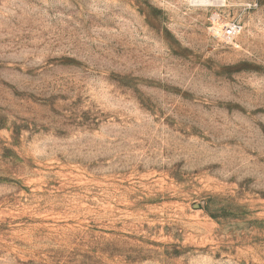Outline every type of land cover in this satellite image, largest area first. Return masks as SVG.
Wrapping results in <instances>:
<instances>
[{
  "label": "rangeland",
  "instance_id": "rangeland-1",
  "mask_svg": "<svg viewBox=\"0 0 264 264\" xmlns=\"http://www.w3.org/2000/svg\"><path fill=\"white\" fill-rule=\"evenodd\" d=\"M222 2L0 0V264H264V0Z\"/></svg>",
  "mask_w": 264,
  "mask_h": 264
},
{
  "label": "built area",
  "instance_id": "built-area-1",
  "mask_svg": "<svg viewBox=\"0 0 264 264\" xmlns=\"http://www.w3.org/2000/svg\"><path fill=\"white\" fill-rule=\"evenodd\" d=\"M241 32V27L237 23L228 25L223 31H218V36L227 43H233Z\"/></svg>",
  "mask_w": 264,
  "mask_h": 264
},
{
  "label": "bare ground",
  "instance_id": "bare-ground-1",
  "mask_svg": "<svg viewBox=\"0 0 264 264\" xmlns=\"http://www.w3.org/2000/svg\"><path fill=\"white\" fill-rule=\"evenodd\" d=\"M223 0H194L196 3H201V4H217L219 2H222ZM223 3V2H222ZM218 5V4H217ZM217 28V27H216ZM225 29V28H224ZM223 29V30H224ZM222 30V31H223Z\"/></svg>",
  "mask_w": 264,
  "mask_h": 264
}]
</instances>
